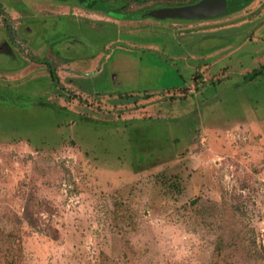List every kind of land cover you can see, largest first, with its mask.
I'll use <instances>...</instances> for the list:
<instances>
[{
  "label": "rangeland",
  "instance_id": "1",
  "mask_svg": "<svg viewBox=\"0 0 264 264\" xmlns=\"http://www.w3.org/2000/svg\"><path fill=\"white\" fill-rule=\"evenodd\" d=\"M26 1L0 0V264H264V0Z\"/></svg>",
  "mask_w": 264,
  "mask_h": 264
},
{
  "label": "flooded vegetation",
  "instance_id": "2",
  "mask_svg": "<svg viewBox=\"0 0 264 264\" xmlns=\"http://www.w3.org/2000/svg\"><path fill=\"white\" fill-rule=\"evenodd\" d=\"M44 1L45 2H49L50 4H55V5H57V4L74 3V4L78 5L79 7L83 8V9H87V10H90V11H93V12H101V13H104L105 15H107V16H110V17H113V18H116V19H123L124 17H130V18L141 17V16L144 17V16H146V13L148 11H150V10L160 9V8H167V7H176V6H163V7L149 8L147 10H144L141 13H138L137 15L127 16L125 13L115 11L114 10V8H115L114 4H110V3H107V2L101 1V0H44ZM137 1H148V0H137ZM199 1L200 0H197V1L193 2V3H189V4H185V5L195 4V3L199 2ZM227 1H228L229 10H227L226 13H229L231 11H234V10H237V9L241 8L249 0H227ZM2 2H4V1H2ZM6 2H7V8H8L9 7L8 4L16 3L17 0L16 1L15 0H6ZM20 3H21V6L19 7V10H24V11L26 10L25 8L28 7L27 4L28 5L29 4H33L32 1H26V0H20ZM34 3L36 5L39 4L37 2H34ZM179 6H183V5H179ZM218 16H220V15L212 16V17H218ZM147 17H149V16H147ZM212 17H207V18H212ZM149 18L157 19V18H154V17H149ZM207 18H201V19H207ZM165 19H171V18H165ZM158 20H161V19H158ZM186 20H188V19H186ZM189 20H192V19H189ZM26 28L29 30L31 27H26ZM54 39H59L58 35ZM53 47H54L55 52H58V54L60 56H62L61 55L62 54L61 53L62 49L58 46V44L56 43V40L54 41ZM92 56L88 57V58H85V59H81L80 62H82V63L79 62V64H87V66H89L91 64V61H92ZM62 58L66 59L69 62H77V61H70L68 58L63 57V56H62ZM43 61L45 62V60H43ZM50 69H51L50 70L51 75L56 77L55 72L52 70V68H50Z\"/></svg>",
  "mask_w": 264,
  "mask_h": 264
},
{
  "label": "water",
  "instance_id": "3",
  "mask_svg": "<svg viewBox=\"0 0 264 264\" xmlns=\"http://www.w3.org/2000/svg\"><path fill=\"white\" fill-rule=\"evenodd\" d=\"M227 10V0H200L195 4L150 10L146 16L157 19H201L222 15Z\"/></svg>",
  "mask_w": 264,
  "mask_h": 264
},
{
  "label": "trees",
  "instance_id": "4",
  "mask_svg": "<svg viewBox=\"0 0 264 264\" xmlns=\"http://www.w3.org/2000/svg\"><path fill=\"white\" fill-rule=\"evenodd\" d=\"M55 79V76H52Z\"/></svg>",
  "mask_w": 264,
  "mask_h": 264
}]
</instances>
